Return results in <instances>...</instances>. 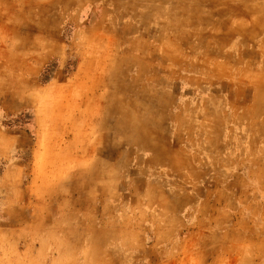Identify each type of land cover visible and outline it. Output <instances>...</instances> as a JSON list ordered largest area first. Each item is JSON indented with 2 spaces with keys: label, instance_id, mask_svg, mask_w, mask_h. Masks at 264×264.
I'll use <instances>...</instances> for the list:
<instances>
[{
  "label": "rangeland",
  "instance_id": "374dc122",
  "mask_svg": "<svg viewBox=\"0 0 264 264\" xmlns=\"http://www.w3.org/2000/svg\"><path fill=\"white\" fill-rule=\"evenodd\" d=\"M0 264H264V0H0Z\"/></svg>",
  "mask_w": 264,
  "mask_h": 264
}]
</instances>
